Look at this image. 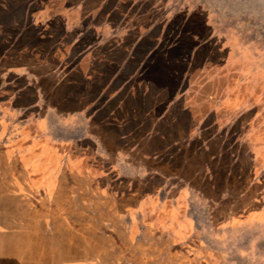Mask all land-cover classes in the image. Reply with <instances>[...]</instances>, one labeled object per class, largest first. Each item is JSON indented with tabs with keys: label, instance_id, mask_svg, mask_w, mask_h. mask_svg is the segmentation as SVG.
<instances>
[{
	"label": "rangeland",
	"instance_id": "obj_1",
	"mask_svg": "<svg viewBox=\"0 0 264 264\" xmlns=\"http://www.w3.org/2000/svg\"><path fill=\"white\" fill-rule=\"evenodd\" d=\"M0 264H264V0H0Z\"/></svg>",
	"mask_w": 264,
	"mask_h": 264
}]
</instances>
